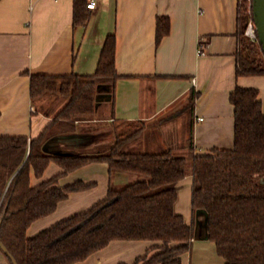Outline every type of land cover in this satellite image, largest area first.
Here are the masks:
<instances>
[{
    "label": "crops",
    "instance_id": "1",
    "mask_svg": "<svg viewBox=\"0 0 264 264\" xmlns=\"http://www.w3.org/2000/svg\"><path fill=\"white\" fill-rule=\"evenodd\" d=\"M239 1L96 0L94 9L85 10L86 23L76 25L74 0H0V135L30 138L40 133L61 102L48 112L39 111L40 99L32 101L29 96V75L91 74L104 38L113 33L119 77L113 87H98L90 118L76 120L72 131L56 132L44 141V153H106L113 142L114 120L145 123L140 137L127 145L130 151H183L190 135L195 154L231 148L229 94L235 86L257 89L264 115V74L235 75ZM157 17L168 18L169 30L155 43ZM199 43L203 54L197 52ZM191 92L195 98L186 108ZM60 171L50 163L40 178L31 173L30 184ZM116 173L109 174L104 163L91 162L59 178V185L80 180L91 186L69 193L52 213L33 221L26 235L33 236L101 200ZM191 183L190 175L178 182L174 211L185 223L194 221L202 237L192 239L181 264H191L194 257L195 264H223L214 244L205 238V229L198 227L204 216L192 211ZM153 244L113 240L74 264H142L136 259Z\"/></svg>",
    "mask_w": 264,
    "mask_h": 264
},
{
    "label": "trees",
    "instance_id": "2",
    "mask_svg": "<svg viewBox=\"0 0 264 264\" xmlns=\"http://www.w3.org/2000/svg\"><path fill=\"white\" fill-rule=\"evenodd\" d=\"M250 4L251 0H240L237 7L236 76L264 74L258 39L251 41L244 35L247 19L252 17L247 13ZM86 9V0H74V24L86 23ZM168 30V18L157 17L155 43ZM114 53L115 35L110 33L91 74L29 75L32 101L53 95L65 102L36 136L0 135V242L17 264H74L113 240L154 243L135 263L181 264V255L191 248L195 223H185L175 213L174 202L178 182L190 175L192 211H205V236L223 264H264V115L257 89L235 86L229 94L233 106V145L229 149L195 154L190 135L183 151H130L127 145L140 137L145 123L114 120L113 142L106 153L43 152L48 137L72 131L74 121L93 115L98 87H113L119 77ZM194 98L191 92L186 108L192 107ZM91 162L106 164L109 174L140 177L119 188L109 185L106 195L89 208L27 236L33 221L52 213L69 193L91 186L80 180L58 184L62 176ZM50 163L61 171L31 185V173L40 178Z\"/></svg>",
    "mask_w": 264,
    "mask_h": 264
},
{
    "label": "rangeland",
    "instance_id": "3",
    "mask_svg": "<svg viewBox=\"0 0 264 264\" xmlns=\"http://www.w3.org/2000/svg\"><path fill=\"white\" fill-rule=\"evenodd\" d=\"M57 102H61V105H60V107H61L64 104L65 99H63L62 97H59V96L46 95V96L40 98L39 101H37L36 106L39 107V109H38L39 111L48 112L50 110V106L54 107L55 105H57ZM53 110H54V108L52 109V112H53ZM110 129L112 131L111 126H110ZM115 175L116 176H114V178L110 184L112 187H115V188L122 187V186H124V185H126V184H128V183H130V182H132V181H134L140 177V175H137V174L122 173V172H118ZM198 227H200V229H204V227L202 225H199ZM194 237L196 238V241L200 240L202 237L201 231L198 230L197 228L195 229ZM196 261L197 260H195V257H194V259H191V264H195ZM0 264H9L1 250H0Z\"/></svg>",
    "mask_w": 264,
    "mask_h": 264
},
{
    "label": "water",
    "instance_id": "4",
    "mask_svg": "<svg viewBox=\"0 0 264 264\" xmlns=\"http://www.w3.org/2000/svg\"><path fill=\"white\" fill-rule=\"evenodd\" d=\"M251 15L253 23L255 25L258 43L260 44L262 52L264 54V0H251ZM195 213L199 215L202 214L204 216L203 221H199L198 224L202 225L205 229V211L201 209L197 210ZM0 250L11 261L12 264H17L14 258L9 254V252L1 242Z\"/></svg>",
    "mask_w": 264,
    "mask_h": 264
},
{
    "label": "built area",
    "instance_id": "5",
    "mask_svg": "<svg viewBox=\"0 0 264 264\" xmlns=\"http://www.w3.org/2000/svg\"><path fill=\"white\" fill-rule=\"evenodd\" d=\"M96 6V0H87L86 2V8L87 9H94ZM247 13L251 15V4L247 7ZM244 35L251 41H255L257 39L256 31H255V25L253 23L252 17H249L247 19V22L244 27ZM202 43H199L198 47V54H203L202 51Z\"/></svg>",
    "mask_w": 264,
    "mask_h": 264
}]
</instances>
